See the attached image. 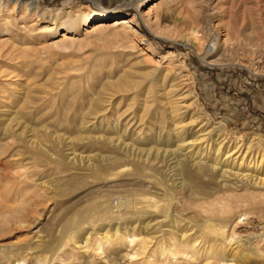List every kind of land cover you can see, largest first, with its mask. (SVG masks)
Segmentation results:
<instances>
[{
    "label": "bare ground",
    "instance_id": "1",
    "mask_svg": "<svg viewBox=\"0 0 264 264\" xmlns=\"http://www.w3.org/2000/svg\"><path fill=\"white\" fill-rule=\"evenodd\" d=\"M113 1L138 8L145 0ZM240 1L165 0L153 21L141 19L157 33L166 18L184 20L204 47L201 58L216 63L220 57L208 58L240 41L253 51L261 46L264 0L252 7ZM4 2L11 7L1 17L9 38H0V157L9 168L0 181L11 183L0 185V237L31 227L18 241L0 242V264H264L263 139L228 131L221 121L203 122L206 112H189L188 94L178 93L183 87L168 65L160 69L159 87L142 89L157 67L134 41L144 37L133 15ZM38 20L48 29L34 42ZM59 29V36L44 38ZM105 30L125 39L135 56L145 55L128 66L106 56L64 60L80 44L75 34ZM177 62L190 77L183 60ZM115 93L126 96L120 107L111 100ZM162 101L154 116L151 109ZM98 118L110 127H90ZM32 120L72 131L63 138L38 134L40 128L27 129ZM244 221L257 231H236Z\"/></svg>",
    "mask_w": 264,
    "mask_h": 264
},
{
    "label": "rangeland",
    "instance_id": "2",
    "mask_svg": "<svg viewBox=\"0 0 264 264\" xmlns=\"http://www.w3.org/2000/svg\"><path fill=\"white\" fill-rule=\"evenodd\" d=\"M164 1L165 0H145L140 3L138 8H134L132 5L125 2H114L113 0H37L41 7L48 8L51 11H55L61 7H73V9L80 7L85 15L91 12H103L112 15L119 14L122 16L133 15L136 21V27L144 37V41H141L140 39L142 37L135 33L134 41L141 47L143 46V51L145 53L151 54L152 60L148 61L147 64L152 65L153 61H155L154 63L157 67V70L151 72V75L144 78L141 83L142 89L147 88V86L153 82L159 87V78H161L164 73V70L161 71L160 69L168 65L170 67L171 76L181 84L180 87H183L178 93L184 92L183 95L188 94L184 99L186 102H184L189 104V112H206L208 115L207 117L202 116L204 118L203 122L207 121V123L210 124L221 121L228 131L241 132L244 135L254 132L264 141V30L262 31L264 27L260 28L258 33L261 42L259 49L257 48L253 51L245 42L240 41V43L234 44L233 47L220 50L215 57L208 58V60H211L212 58L220 57V61L216 63L208 62L201 58L200 52L203 45H200L199 41L195 40L189 28L190 26L184 20L177 21L174 20L175 17L166 18L163 20L161 27L156 29L158 33L155 31L150 32L146 29L141 17H148L153 21L155 14L160 11ZM225 1L228 0H219V2H223V4ZM240 3H245L246 6L252 7L253 5L251 4H254V0H241ZM2 5L4 9H2ZM6 5L8 6H5V2L0 5V38H9L8 32L2 29L4 20L1 19L2 16L6 15L7 10H10L11 5L7 3ZM174 10V12H176L175 8ZM10 13V16L15 14L14 12ZM146 13H148V15ZM145 14L147 16H145ZM14 19L13 17L7 19L10 21V24L7 26L9 30H13L16 27V25L12 24ZM16 21L17 20H15V22ZM30 23L31 21H28L27 25ZM33 25L34 28H36L32 33L30 32V35L32 34V36L35 37L33 41H42L43 38L39 36L42 31L48 29L46 26L48 22L38 20ZM81 27H84L83 23H81ZM62 31V29H59L54 34L45 35L44 38L57 37ZM19 33L22 32L19 31ZM114 34L112 30H105L95 34L89 33L86 36L83 34V31L75 34L73 40L76 39L80 44L78 47L67 50V55H65L64 60H90L97 56H106L112 58L114 61H118L119 64L128 66L145 55L142 54L139 56L136 54L135 56V53L130 52V49L124 45L125 39ZM148 44L151 45L156 52L151 53L147 47ZM166 51L181 53V56L160 58L159 53H165ZM55 57L51 56L46 59L48 66L57 59V55ZM177 59L183 60L185 70L190 77L183 76ZM4 61L5 59L3 58L1 62ZM141 66L137 67L142 69ZM93 82V79L90 80V83ZM165 89H167V87ZM161 92L163 91L161 90ZM125 97L126 96H122L121 93H115L112 95L111 100L115 104L118 102V106L120 107L124 103ZM163 103L164 101L158 102L157 105L151 109L150 113L153 114L157 106L163 111ZM137 110L138 107H135L134 112H137ZM93 124H95V126H92V124L91 126L89 124V126L98 128L99 126L105 127L107 125L110 127L108 120H103L99 123V118ZM154 125L151 127L153 130L157 127L156 124ZM29 128H40L38 134L47 130L52 136L61 135V138L68 137V133L72 131V129L65 130L59 126L53 125V123L44 124V122H34V120L27 124V129L29 130ZM141 131L145 133V127ZM124 137L126 138V136ZM126 140L129 142V139ZM137 142L136 144H139L138 146L140 147L148 146L144 145L147 142L146 140H138ZM77 148H79V150L81 149L79 146ZM87 149L89 150L91 148ZM0 161V171L4 173L5 169L9 168V166H6L3 157H0ZM10 166H12V164ZM8 182L11 183V180L3 179L0 181V185L2 186ZM43 203L46 206H52L54 201L43 200ZM39 219H42V217H39ZM248 220L251 222L253 221L252 218H248ZM247 222L244 221L239 223V226L235 227V230L240 233L251 230L256 232L257 228H252L251 223ZM30 227L31 226L13 229L1 236L0 242L7 243L10 241H18L27 235L26 232Z\"/></svg>",
    "mask_w": 264,
    "mask_h": 264
}]
</instances>
